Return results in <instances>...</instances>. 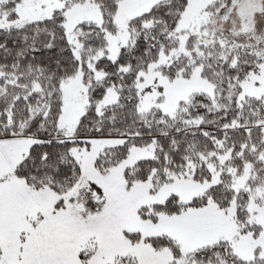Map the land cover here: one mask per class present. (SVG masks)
<instances>
[{
	"label": "snow or ice",
	"instance_id": "obj_1",
	"mask_svg": "<svg viewBox=\"0 0 264 264\" xmlns=\"http://www.w3.org/2000/svg\"><path fill=\"white\" fill-rule=\"evenodd\" d=\"M0 264H264V0H0Z\"/></svg>",
	"mask_w": 264,
	"mask_h": 264
}]
</instances>
